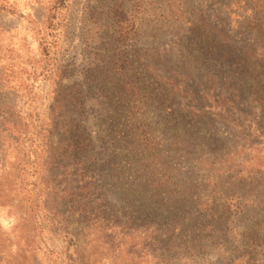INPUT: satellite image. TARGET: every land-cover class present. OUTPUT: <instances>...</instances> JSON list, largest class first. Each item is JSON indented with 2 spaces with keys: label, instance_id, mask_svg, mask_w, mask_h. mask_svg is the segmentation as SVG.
<instances>
[{
  "label": "rangeland",
  "instance_id": "rangeland-1",
  "mask_svg": "<svg viewBox=\"0 0 264 264\" xmlns=\"http://www.w3.org/2000/svg\"><path fill=\"white\" fill-rule=\"evenodd\" d=\"M0 264H264V0H0Z\"/></svg>",
  "mask_w": 264,
  "mask_h": 264
},
{
  "label": "trees",
  "instance_id": "trees-1",
  "mask_svg": "<svg viewBox=\"0 0 264 264\" xmlns=\"http://www.w3.org/2000/svg\"><path fill=\"white\" fill-rule=\"evenodd\" d=\"M55 223V222H54ZM55 225H57L56 223H55ZM181 229H183V228H181ZM184 230V229H183ZM182 232V231H181Z\"/></svg>",
  "mask_w": 264,
  "mask_h": 264
}]
</instances>
